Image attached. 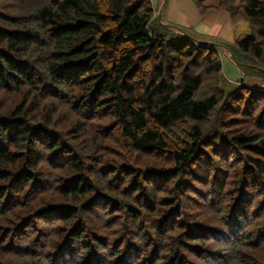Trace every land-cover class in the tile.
<instances>
[{
	"label": "trees",
	"instance_id": "obj_1",
	"mask_svg": "<svg viewBox=\"0 0 264 264\" xmlns=\"http://www.w3.org/2000/svg\"><path fill=\"white\" fill-rule=\"evenodd\" d=\"M203 1L0 0V264H264V0Z\"/></svg>",
	"mask_w": 264,
	"mask_h": 264
},
{
	"label": "crops",
	"instance_id": "obj_2",
	"mask_svg": "<svg viewBox=\"0 0 264 264\" xmlns=\"http://www.w3.org/2000/svg\"><path fill=\"white\" fill-rule=\"evenodd\" d=\"M159 16L167 21L187 30L196 32V35L206 39L215 41L233 42L242 34V30H238L235 25L231 24L228 13L225 10L212 11L209 10L200 13L193 0H151ZM218 0H204L203 5H216ZM225 56H221L224 73L237 84L240 76L239 69L233 65L231 57L228 56L226 49H221ZM228 69V71H227ZM229 72V74H228ZM244 82L253 87H263L264 81L259 76H246Z\"/></svg>",
	"mask_w": 264,
	"mask_h": 264
},
{
	"label": "rangeland",
	"instance_id": "obj_3",
	"mask_svg": "<svg viewBox=\"0 0 264 264\" xmlns=\"http://www.w3.org/2000/svg\"><path fill=\"white\" fill-rule=\"evenodd\" d=\"M247 25L248 24L246 23V21H241V22H238L236 24L237 29L238 30H243V33H247L248 32V29H247L248 26ZM223 55L225 56V54L222 52V56ZM221 64H222V69H223V63H221ZM233 65H235V64H233ZM239 70H240V75L242 76L244 74V71L241 68H239ZM227 71H228V69H227ZM223 72H224V69H223ZM224 74L227 76L226 73H224ZM228 74H229V72H228ZM244 79H245V77H244ZM227 80H228V82L223 83L222 87H223V89L225 91H230V90H232L234 88L236 83H235V81L232 82L233 80L231 78H229V77H227Z\"/></svg>",
	"mask_w": 264,
	"mask_h": 264
},
{
	"label": "water",
	"instance_id": "obj_4",
	"mask_svg": "<svg viewBox=\"0 0 264 264\" xmlns=\"http://www.w3.org/2000/svg\"><path fill=\"white\" fill-rule=\"evenodd\" d=\"M157 18H159V13H157Z\"/></svg>",
	"mask_w": 264,
	"mask_h": 264
}]
</instances>
